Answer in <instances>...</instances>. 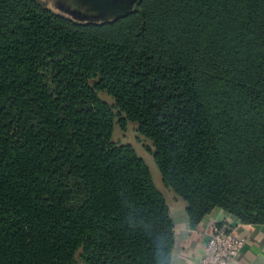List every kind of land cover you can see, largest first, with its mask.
Listing matches in <instances>:
<instances>
[{"label": "trees", "instance_id": "16d2710c", "mask_svg": "<svg viewBox=\"0 0 264 264\" xmlns=\"http://www.w3.org/2000/svg\"><path fill=\"white\" fill-rule=\"evenodd\" d=\"M127 122L190 228L214 208L264 223V0L99 21L0 0V264H171L169 206L112 141Z\"/></svg>", "mask_w": 264, "mask_h": 264}, {"label": "crops", "instance_id": "0c3cea01", "mask_svg": "<svg viewBox=\"0 0 264 264\" xmlns=\"http://www.w3.org/2000/svg\"><path fill=\"white\" fill-rule=\"evenodd\" d=\"M167 205L174 230L171 264H198L210 234L219 224L244 239L239 255L227 264H264V223L242 222L227 211L214 208L196 227L190 228L184 201L176 196Z\"/></svg>", "mask_w": 264, "mask_h": 264}, {"label": "rangeland", "instance_id": "374dc122", "mask_svg": "<svg viewBox=\"0 0 264 264\" xmlns=\"http://www.w3.org/2000/svg\"><path fill=\"white\" fill-rule=\"evenodd\" d=\"M46 2L50 7L55 9L58 12H61L64 15H67L71 18H74L79 21H90L89 15L86 13L69 6L67 3H63L61 0H42ZM88 16V17H87ZM94 21V20H92ZM107 101L111 100L107 97L101 96ZM112 141L116 144H128L130 145L136 154L141 157L144 162L147 164L149 171L152 176V180L157 187V189L163 194L166 202L169 204L173 203V197H176L174 192L164 185L161 175L155 162L148 151L150 147V142L143 138L137 131L136 126L132 122H127L125 128H121L117 123L114 124ZM73 264H85L83 256L80 251L77 252Z\"/></svg>", "mask_w": 264, "mask_h": 264}, {"label": "built area", "instance_id": "2783aa9c", "mask_svg": "<svg viewBox=\"0 0 264 264\" xmlns=\"http://www.w3.org/2000/svg\"><path fill=\"white\" fill-rule=\"evenodd\" d=\"M244 244V239L232 233L226 225L213 229L198 264H227L235 259Z\"/></svg>", "mask_w": 264, "mask_h": 264}, {"label": "water", "instance_id": "95a60500", "mask_svg": "<svg viewBox=\"0 0 264 264\" xmlns=\"http://www.w3.org/2000/svg\"><path fill=\"white\" fill-rule=\"evenodd\" d=\"M138 0H67L66 3L99 21L118 17L130 11ZM88 17V16H87Z\"/></svg>", "mask_w": 264, "mask_h": 264}, {"label": "flooded vegetation", "instance_id": "af4514ba", "mask_svg": "<svg viewBox=\"0 0 264 264\" xmlns=\"http://www.w3.org/2000/svg\"><path fill=\"white\" fill-rule=\"evenodd\" d=\"M63 3H66L67 0H61Z\"/></svg>", "mask_w": 264, "mask_h": 264}]
</instances>
